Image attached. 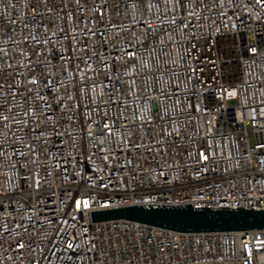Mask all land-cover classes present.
<instances>
[{
	"label": "built area",
	"instance_id": "obj_1",
	"mask_svg": "<svg viewBox=\"0 0 264 264\" xmlns=\"http://www.w3.org/2000/svg\"><path fill=\"white\" fill-rule=\"evenodd\" d=\"M187 203L264 210V0H0V264H264L90 213Z\"/></svg>",
	"mask_w": 264,
	"mask_h": 264
},
{
	"label": "water",
	"instance_id": "obj_2",
	"mask_svg": "<svg viewBox=\"0 0 264 264\" xmlns=\"http://www.w3.org/2000/svg\"><path fill=\"white\" fill-rule=\"evenodd\" d=\"M179 205H158V207L130 205L95 210L90 213L92 221L123 218L182 232L264 229V210L261 209L240 206L209 208V206H191L190 203L184 204L185 206Z\"/></svg>",
	"mask_w": 264,
	"mask_h": 264
},
{
	"label": "rangeland",
	"instance_id": "obj_3",
	"mask_svg": "<svg viewBox=\"0 0 264 264\" xmlns=\"http://www.w3.org/2000/svg\"><path fill=\"white\" fill-rule=\"evenodd\" d=\"M249 138H250V141L253 142V138L251 134H249Z\"/></svg>",
	"mask_w": 264,
	"mask_h": 264
}]
</instances>
